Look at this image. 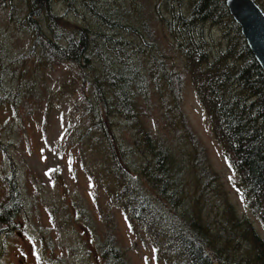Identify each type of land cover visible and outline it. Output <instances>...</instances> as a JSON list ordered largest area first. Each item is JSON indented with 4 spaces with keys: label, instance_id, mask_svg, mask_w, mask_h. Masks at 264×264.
I'll return each mask as SVG.
<instances>
[{
    "label": "trees",
    "instance_id": "1",
    "mask_svg": "<svg viewBox=\"0 0 264 264\" xmlns=\"http://www.w3.org/2000/svg\"><path fill=\"white\" fill-rule=\"evenodd\" d=\"M10 1L0 0V6ZM29 1V13L14 16L30 36L28 57L39 71L76 67L87 85L81 101L83 118L90 117L83 124L84 137L98 142L104 158L105 152L111 154L107 173L118 181L113 201L124 207L132 227L149 235L156 263L264 264V240L251 222L264 234V74L229 17L225 0H59L67 8L64 16L77 19L74 25L53 14L52 0ZM205 25L225 32V51L214 58L206 50ZM188 91L223 150L236 178L235 192L250 218H239L224 194L221 199L223 188L207 151L191 134L182 112ZM123 131L134 138L131 145L123 141ZM180 134L191 140L188 163L200 169L193 182L199 194L194 219L178 213L182 201L176 204L167 191L168 171L183 167V155L169 141L172 136L179 140ZM4 147L0 142V151ZM134 149L151 156L138 167L137 176L122 165ZM8 167L1 178L3 242L24 212L17 173L10 161ZM153 172L161 178L150 177ZM214 209L220 228L207 233L200 215ZM116 243L110 234L102 238L101 264H126Z\"/></svg>",
    "mask_w": 264,
    "mask_h": 264
},
{
    "label": "rangeland",
    "instance_id": "2",
    "mask_svg": "<svg viewBox=\"0 0 264 264\" xmlns=\"http://www.w3.org/2000/svg\"><path fill=\"white\" fill-rule=\"evenodd\" d=\"M255 2L264 14V0ZM51 3L53 14L64 16L67 8L63 2ZM31 7L29 0H11L0 6V142L5 146L0 151V193L1 178L9 173L10 161L24 201V212L17 218L15 230L7 241L0 239V258L4 264H101L98 247L102 238L110 234L117 240L116 247L126 264H160L154 259L149 235L136 225L132 227L124 207L113 201L118 181L107 173L112 165L111 154L105 152L104 158L98 142L93 144L91 135L84 137L83 124L90 119L83 118L82 108L87 85L77 76L76 67L60 65L39 71L28 57L30 36L14 16L18 18V11L27 15ZM64 17L63 22L76 24L74 16ZM85 20L86 25H91ZM224 34L217 27H203L210 58L225 51ZM182 112L191 134L207 151L208 163L223 188L221 199L224 194L239 218H250L235 192L236 178L223 150L211 137L207 118L190 91L184 95ZM121 135L126 145L133 143L128 133L123 131ZM169 141L178 147L177 155H183L179 157L183 167L168 171L167 191L172 192L169 195L175 197L176 204L182 201L178 213H187L185 219H194L199 194L193 182L200 176V169L197 172L185 156L192 152L191 140L180 134L179 140L172 136ZM137 151L134 149L122 161L130 168L131 176H137L138 167L151 160L147 152ZM160 175L153 172L150 177L161 178ZM216 213L214 209L200 215L207 233L220 228ZM251 222L264 240L258 224Z\"/></svg>",
    "mask_w": 264,
    "mask_h": 264
},
{
    "label": "water",
    "instance_id": "3",
    "mask_svg": "<svg viewBox=\"0 0 264 264\" xmlns=\"http://www.w3.org/2000/svg\"><path fill=\"white\" fill-rule=\"evenodd\" d=\"M224 6L253 60L264 74V14L252 0H225Z\"/></svg>",
    "mask_w": 264,
    "mask_h": 264
}]
</instances>
